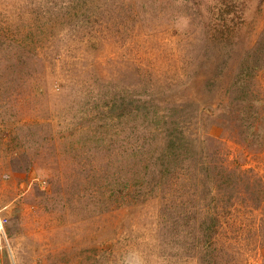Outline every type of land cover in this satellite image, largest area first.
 <instances>
[{
    "label": "rangeland",
    "instance_id": "1",
    "mask_svg": "<svg viewBox=\"0 0 264 264\" xmlns=\"http://www.w3.org/2000/svg\"><path fill=\"white\" fill-rule=\"evenodd\" d=\"M0 264H264V0H0Z\"/></svg>",
    "mask_w": 264,
    "mask_h": 264
}]
</instances>
